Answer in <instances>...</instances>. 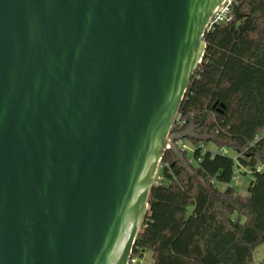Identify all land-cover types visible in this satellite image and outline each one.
Segmentation results:
<instances>
[{
  "label": "water",
  "instance_id": "1",
  "mask_svg": "<svg viewBox=\"0 0 264 264\" xmlns=\"http://www.w3.org/2000/svg\"><path fill=\"white\" fill-rule=\"evenodd\" d=\"M225 1L0 0V264H129Z\"/></svg>",
  "mask_w": 264,
  "mask_h": 264
},
{
  "label": "trees",
  "instance_id": "2",
  "mask_svg": "<svg viewBox=\"0 0 264 264\" xmlns=\"http://www.w3.org/2000/svg\"><path fill=\"white\" fill-rule=\"evenodd\" d=\"M235 2L243 18L206 32L203 61L178 110L183 125L173 131L194 126L205 139H184L194 147L191 159L179 150L190 170L176 149L166 151L132 257L252 264L264 245V0ZM242 168L252 176L248 196L232 186Z\"/></svg>",
  "mask_w": 264,
  "mask_h": 264
},
{
  "label": "built area",
  "instance_id": "3",
  "mask_svg": "<svg viewBox=\"0 0 264 264\" xmlns=\"http://www.w3.org/2000/svg\"><path fill=\"white\" fill-rule=\"evenodd\" d=\"M235 3H236L235 0H226L221 6H219L211 19L210 26L208 29H210L213 25H216V24H229L235 21V18L233 16V7ZM175 125L176 126L183 125V123L181 122V116L179 114H177L176 116V120L173 125V130L170 134L171 138H170L168 150L178 149V150H182L185 152L191 151L188 145L186 144L185 140H180V139L177 140L175 138L177 136V134L173 132L175 129ZM224 153H227V151ZM162 180H163L162 177L158 176V173H157L154 183L156 185H160ZM129 264H141V260L137 257H131Z\"/></svg>",
  "mask_w": 264,
  "mask_h": 264
},
{
  "label": "rangeland",
  "instance_id": "4",
  "mask_svg": "<svg viewBox=\"0 0 264 264\" xmlns=\"http://www.w3.org/2000/svg\"><path fill=\"white\" fill-rule=\"evenodd\" d=\"M186 144L188 145V147L190 148L191 151H187L188 154V158H192V151L194 150V147L190 144V142L187 140ZM210 147V148H209ZM208 149L215 152L217 151V146L214 143L209 144ZM229 154L231 156H235L234 153L229 152ZM252 181V176L251 174L245 170L244 168H242L241 170H237L236 171V177L232 182V186L236 189V191L238 192V194L242 195V196H248V187L250 185V182ZM223 189V188H222ZM141 264H153L152 261V256L147 253L144 255V257L141 259Z\"/></svg>",
  "mask_w": 264,
  "mask_h": 264
},
{
  "label": "crops",
  "instance_id": "5",
  "mask_svg": "<svg viewBox=\"0 0 264 264\" xmlns=\"http://www.w3.org/2000/svg\"><path fill=\"white\" fill-rule=\"evenodd\" d=\"M263 262H264V245H262L261 247H259L254 252V254H253V263L252 264H261Z\"/></svg>",
  "mask_w": 264,
  "mask_h": 264
}]
</instances>
